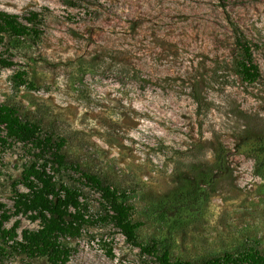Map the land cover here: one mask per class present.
<instances>
[{"label":"rangeland","instance_id":"rangeland-1","mask_svg":"<svg viewBox=\"0 0 264 264\" xmlns=\"http://www.w3.org/2000/svg\"><path fill=\"white\" fill-rule=\"evenodd\" d=\"M0 10L38 14L36 35L0 40V60L13 61H0V103L63 138L67 164L125 192L139 241L165 242L182 260L264 252V163L249 149L264 126V0H0ZM231 21L252 44L257 82L235 70ZM32 152L0 146V212L5 228L18 221L17 239L38 227L13 213ZM57 178L101 211L71 167ZM13 244L0 234V264H51ZM69 244L67 264H157L111 223Z\"/></svg>","mask_w":264,"mask_h":264},{"label":"trees","instance_id":"trees-1","mask_svg":"<svg viewBox=\"0 0 264 264\" xmlns=\"http://www.w3.org/2000/svg\"><path fill=\"white\" fill-rule=\"evenodd\" d=\"M37 12L30 11L24 16L25 22L14 13L0 10V40L5 34L11 38H20L37 34ZM235 31V45L238 58L235 70L247 83L261 79V71L253 58V48L236 24L231 21ZM3 66L13 64L12 60L1 59ZM24 72H18L16 79L26 83ZM198 101V98L194 96ZM256 146H249L259 165L264 163V126L255 128ZM19 142L29 147L33 159L26 162L17 180L26 190H15L13 196L14 214L26 216L31 221H38L35 229H22L19 239L15 231L18 221L11 228L3 226L10 218L6 210L0 212V234L13 240V247L26 257H45L51 264H67L72 247L70 241L79 238L89 226L98 223H111L132 245L138 247L142 254L151 256L157 264H264V252L247 246L237 251H224L198 260L172 259L169 244L152 240L142 243L137 238L136 229L141 222L132 221L131 206L121 198L125 192L105 183L96 174L80 168L78 164H67L62 151L64 139H55L43 132L34 121L23 120L16 109L0 103V146ZM248 142H246L247 144ZM35 150V151H34ZM71 167L79 173L84 184L99 194L101 211H89V203L78 187L59 182L57 173L61 168ZM4 204L0 203V209ZM173 207V206H172Z\"/></svg>","mask_w":264,"mask_h":264}]
</instances>
